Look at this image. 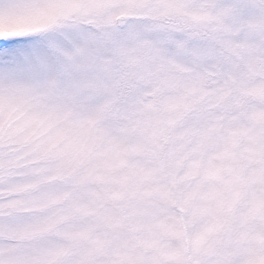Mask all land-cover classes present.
Masks as SVG:
<instances>
[{
    "label": "snow or ice",
    "instance_id": "obj_1",
    "mask_svg": "<svg viewBox=\"0 0 264 264\" xmlns=\"http://www.w3.org/2000/svg\"><path fill=\"white\" fill-rule=\"evenodd\" d=\"M0 264H264V0H0Z\"/></svg>",
    "mask_w": 264,
    "mask_h": 264
}]
</instances>
